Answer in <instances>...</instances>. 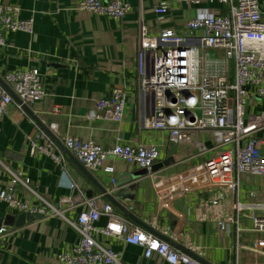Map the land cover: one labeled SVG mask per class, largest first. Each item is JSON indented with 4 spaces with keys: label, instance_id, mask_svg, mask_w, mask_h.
Listing matches in <instances>:
<instances>
[{
    "label": "crops",
    "instance_id": "1",
    "mask_svg": "<svg viewBox=\"0 0 264 264\" xmlns=\"http://www.w3.org/2000/svg\"><path fill=\"white\" fill-rule=\"evenodd\" d=\"M129 11L115 21L107 16L79 11L78 0H0V4L17 6L21 19H33V33H7L6 45L0 47V78L18 68H32L40 76L45 96L25 107L47 128L54 143L65 156V169L41 154H30L27 137L36 138L44 132L24 111L12 103L0 119V189L13 186L16 197L31 207L47 204L65 211L63 216H43L20 228L2 226L0 234V264H58L56 257L69 252L79 241L71 223L87 205L69 184L80 186L84 198H98L110 203L115 212L151 232L172 247L186 253L202 264H232L235 259L233 233L219 228L213 220L215 212L228 208L226 195L211 207L218 190H200L158 198L153 185L181 172L202 165L217 156L225 147L215 146L208 133L199 132L189 142L177 144L165 131L142 127L152 111L151 100L138 89L136 55L139 26H146L150 35L165 29L182 32L185 22L207 13L225 14L227 7L217 2L200 4L182 0H123ZM166 3L168 8L161 19L155 8ZM264 15V0H258ZM209 55L221 58L222 52ZM228 76L232 68L228 65ZM122 88L126 94L124 117L116 124L89 120L97 100L108 97L111 90ZM57 109L58 113H52ZM264 112V100L249 90L245 104V119ZM53 126V129H52ZM45 133V132H44ZM264 139V126L256 131ZM67 136L93 140L103 148L121 144H156L159 156L150 173L124 160L108 156L98 168H84L65 148ZM204 147L205 150H201ZM168 162L166 166H159ZM159 164V165H157ZM106 190L102 194L84 174ZM112 168V172L108 171ZM18 178L15 185L12 180ZM16 180V179H15ZM241 189L256 191L254 199L264 201V182L241 175ZM68 196L76 199L72 207L59 204ZM127 210L133 219L123 214L111 201ZM217 210V211H216ZM17 211L0 202V220L17 216ZM106 218L96 226L103 228ZM143 224L144 226H142ZM241 242L250 244L256 234L251 221L241 218ZM94 240L102 247L120 254L121 264H167L157 255L145 258L139 246L126 244L110 236L96 233ZM240 264H264V258L241 250Z\"/></svg>",
    "mask_w": 264,
    "mask_h": 264
},
{
    "label": "built area",
    "instance_id": "2",
    "mask_svg": "<svg viewBox=\"0 0 264 264\" xmlns=\"http://www.w3.org/2000/svg\"><path fill=\"white\" fill-rule=\"evenodd\" d=\"M200 4L217 2L227 7L225 14L207 13L185 22V30L170 29L150 35L140 24L136 55L138 89L152 103L150 115L144 119L146 130L166 131L171 141L189 142L199 132L208 133L215 146L225 147L222 152L202 165L181 172L153 185L158 198L162 194L171 198L180 194L218 190L211 207L219 204L224 196L230 198L228 208L215 212L216 225L233 233L235 259L240 264L241 250L264 258V201L254 199L256 191L241 189L240 176L249 175L264 182V139L256 131L264 126V112L245 119V104L249 90L264 100V15L258 0H182ZM168 6L161 3L155 8L158 19ZM79 11L107 16L119 21L130 9L123 0H78ZM33 19H21L17 6L0 4V47L6 45L7 33H33ZM210 51L222 52L223 57L209 55ZM228 65L232 78L228 76ZM0 81V119L12 103L10 91L17 99L16 107L39 102L45 92L39 74L32 68H18L6 72ZM126 94L122 88L110 91L108 97L95 101L89 120L120 123L124 117ZM57 114L58 110L53 109ZM53 129V126H52ZM30 154H41L65 169V156L54 141L44 132L36 138L27 137ZM63 147L84 168L95 170L108 157L124 160L150 173L159 156L156 144H121L103 148L93 140L67 136ZM201 150H205L201 147ZM112 172V168H108ZM12 180V185L18 181ZM72 194L77 192L87 205L71 223L79 234L78 243L69 251L56 257L58 264H121L120 254L100 246L94 234L101 233L126 244L139 246L145 258L157 255L167 264H202L190 255L172 247L155 234L145 231L115 212L110 203L98 198L86 199L77 183L69 184ZM248 198V199H246ZM76 201L68 196L59 201L69 208ZM0 202L18 213L42 214L46 217L59 214L47 204L31 207L20 201L13 186L0 189ZM106 218L103 228L96 223ZM251 221V231L256 237L250 244L241 242V218Z\"/></svg>",
    "mask_w": 264,
    "mask_h": 264
},
{
    "label": "water",
    "instance_id": "3",
    "mask_svg": "<svg viewBox=\"0 0 264 264\" xmlns=\"http://www.w3.org/2000/svg\"><path fill=\"white\" fill-rule=\"evenodd\" d=\"M0 83L2 84V86L4 88H6V86L0 81ZM11 95V97H13L14 99L18 101V99L10 92L8 91ZM22 110H24L30 117L31 119L54 141V138L52 137V135L49 133V131L47 130V128H45L40 122L39 120L34 117L31 112L25 107L22 106ZM157 163V160L155 161V163L152 166V169L155 166V164ZM168 164V162H163L162 164H157L159 166H166ZM82 169V171L84 172V174L89 178V180L98 188V190L102 193L105 194L106 190L104 188H102L101 186H99L93 178H91V176L86 172V170H84L82 167H80ZM111 199V198H109ZM112 203L123 213L125 214L127 217L133 219L134 221L135 218H133V216L127 211L125 210L119 203H117L116 201L112 200ZM56 207V206H55ZM44 215L42 214H38V213H34V214H29V213H20L17 216H6L3 219L0 220V234L2 233V226H7V227H14V228H20L22 227L25 223H31L34 220H39L42 219ZM137 222V221H136ZM139 223V222H137ZM142 226H144L143 224H141ZM186 253H188L186 250H184Z\"/></svg>",
    "mask_w": 264,
    "mask_h": 264
}]
</instances>
